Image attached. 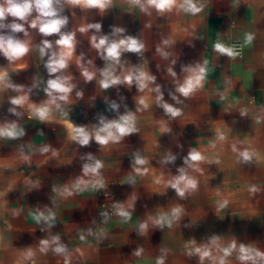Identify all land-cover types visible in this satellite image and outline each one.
Here are the masks:
<instances>
[{"label":"crops","instance_id":"1","mask_svg":"<svg viewBox=\"0 0 264 264\" xmlns=\"http://www.w3.org/2000/svg\"><path fill=\"white\" fill-rule=\"evenodd\" d=\"M199 3L204 7L196 15L176 11L159 15L153 11L151 16L128 0H112L103 11L66 5L63 15L68 17V24L62 31L75 32L76 40L72 59L63 70L75 84L69 103L61 102L66 116L53 109L47 119L41 120L31 116L29 107L40 106L47 100L44 88L54 77L45 67L48 56L41 57L38 46L48 39L55 50L57 34L44 37L25 24L31 51L12 64L0 55V68L8 70L11 81L26 90L32 88L29 101L22 108L17 107L20 116L9 112L13 107L10 99L18 93L11 89L0 92V125L15 121L25 132L16 139L0 137V264H33L23 258L28 249L35 251V264H65L63 256L38 250L41 239L57 234L72 253L70 264H156L162 255L165 264H200L198 256H189L187 252L193 242L200 246L213 236L220 238L222 246L235 241L237 246L243 244L264 251V0ZM12 19L8 17L5 22ZM92 23L101 24L99 33L95 29L79 31ZM114 28L125 31L113 36ZM16 35L26 39L23 33ZM92 35H108L112 39L133 36L143 41L142 56L122 53L117 74L143 66L156 77L149 87L159 85L164 102L180 108L182 114L169 116L156 103L155 92H140L135 84L102 89L98 71L96 79L86 81L77 66L78 57H83L81 63L85 66L91 60L95 70L106 66L91 45ZM248 35L253 37L250 43ZM164 39L173 41L165 48L171 53L168 59L156 51L163 46ZM234 40L243 43L242 59H232L214 48L218 42L229 46ZM197 64L206 69L203 85L184 98L175 91L177 81L183 82L185 78L183 67ZM169 67L176 77L169 74ZM77 92L83 95L77 97ZM221 93L225 94L223 99ZM172 95L182 102L177 104ZM141 97L146 98L148 108L139 104ZM113 102L118 109H111ZM244 108L248 115L242 117L240 110ZM126 111L135 113L139 131L119 143L100 145L92 139L82 146L72 139L73 124L80 122L81 127L92 130L100 117L116 119ZM256 117L261 118L260 123ZM218 130L227 134L222 146L216 142ZM213 143L215 148L211 147ZM232 143L238 147L250 144L261 159L236 163ZM46 145L58 155L52 156L51 151L41 154L39 149ZM193 148L210 157L219 156L221 163H203L201 171L190 169L199 187L181 198L166 182L178 175V168L185 166L184 158ZM136 153L148 161L138 166L147 169L143 175L134 171ZM168 153L175 155L176 160L162 163ZM89 154L103 163L99 177L103 187L89 185L80 191L75 184L83 177V165L90 163ZM22 155H28L30 162H25ZM158 178L163 182L157 183ZM251 184L260 186L261 191L250 195L247 188ZM64 188L72 190L73 195H61ZM98 190L114 194L117 204L130 213V218L98 217L102 201ZM225 198L229 200L228 206L218 211V202ZM176 206L183 208V215L171 227L152 224L150 217L170 214ZM49 212L55 214L51 228L36 219L40 213ZM145 222L148 228L141 234L140 225ZM137 249H143L140 256L134 254ZM228 264H241L236 253L228 258Z\"/></svg>","mask_w":264,"mask_h":264},{"label":"clouds","instance_id":"2","mask_svg":"<svg viewBox=\"0 0 264 264\" xmlns=\"http://www.w3.org/2000/svg\"><path fill=\"white\" fill-rule=\"evenodd\" d=\"M112 3V0H0V55H3L10 64L15 63L24 56H26L32 49L29 32L25 28V24L29 28L37 30L42 36L48 37L53 34H57L59 38L55 41L56 49L53 50V42L44 39L38 46V51L41 57L48 56L45 67L51 78L47 81V86L44 88V92L47 95V100L40 106L29 105L32 109L31 116L37 117L41 120L47 119L53 109L59 110L62 115L66 116L62 103H69L70 94L75 88V84L72 83V76L63 74V70L67 69L69 62L72 59L75 48V32H63L62 29L68 24V17L63 15L65 6H78L81 9L97 8L101 11L105 10ZM128 3L134 7H138L139 10L145 15L151 16L153 11L159 15L171 13L173 11L184 12L191 15H196L203 10L204 5L199 3V0H128ZM8 17H13L12 21L6 23ZM9 30L5 32L4 30ZM90 29H95L97 33L101 30V24L92 23L87 24L79 28L81 33L88 32ZM123 28H114L113 36H117L124 33ZM23 33L26 39H20L16 34ZM252 35L247 36V42H251ZM173 43L171 39H164L162 45L157 47V53L164 59H168L171 55L165 50L166 47ZM91 45L100 54L101 58L106 61V66L103 69L95 70L92 66V61H88V66L81 63L83 57H78L76 60L77 66L80 68L81 75L86 81H92L97 77V71L99 72L100 80L99 84L102 89H108L114 85L127 84L129 86L135 84L140 92L148 90L155 92L156 103L162 107L166 114L175 118L182 114L180 108L174 107L164 102L161 88L157 85L155 88H150L149 85L155 83L156 77L149 74L143 66H134L128 69L125 73L118 75L116 66L121 64L120 57L124 52H133L138 55H143L145 45L143 41L133 36H124L121 39H112L108 35L91 36ZM215 50L231 58H235L240 53L235 47L225 46L222 43H216L214 45ZM175 60L172 61L175 64ZM182 71L186 74L183 82L177 81L176 93L180 96L188 98L197 92L203 85L205 76V66L200 64L193 66H186L182 68ZM168 72L172 77H176V72L171 67L168 68ZM33 87H36L34 84ZM11 89L18 93L10 99V104L13 107L9 108V112L20 116L21 113L17 111V107H23L29 101V93L32 88L27 90L23 85H17L13 83L8 75V70L0 68V92ZM77 97H81V92L76 93ZM225 96L221 93V99ZM172 99L177 104L182 101L176 96L172 95ZM139 104L143 108H148L146 98L141 97ZM111 109H118V105L113 102ZM240 115L247 116L248 109L244 108L240 110ZM256 122L260 123L261 118L256 117ZM137 117L135 113L126 111L124 114L119 115L116 119H106L100 117L99 123L92 130L85 127H73L72 139L78 142L82 146L89 144L90 140L94 139L100 145H107L109 143H119L124 137L138 132ZM71 127V126H70ZM25 135L23 128L13 121L0 125V137H7L10 139H16ZM227 140V134L218 130L216 142L223 145ZM212 148L216 147V143L211 145ZM41 154L51 151L52 156H57L56 150L51 149L50 146H43L39 149ZM231 151L235 155L236 163L247 164L253 160L257 162L261 159L260 153L252 147L250 144L244 147H238L236 143L231 144ZM22 159L25 162H30L28 155H22ZM90 163L83 165V177L91 176L94 179L85 180L83 177L78 178L75 184L77 190L83 191L89 185L94 188L103 187V181L99 179L100 169L103 167L102 161L96 159L89 154L87 156ZM176 160V156L168 153L162 163H171ZM146 158L142 157L139 153L135 154L134 158V171L137 174L143 175L147 172V169L143 170L141 167L147 164ZM203 163L208 164H220L219 156H208L204 152L195 148L191 149L188 155L184 158V167L178 168V175L173 176L166 183L176 191V194L184 198L198 190L199 181L191 175L189 170L201 171L200 165ZM163 182L161 178L157 179V183ZM247 191L250 195H255L261 191V187L256 184L248 186ZM61 195L71 196L72 190L64 188ZM229 204L228 199H223L218 202L217 210H221L227 207ZM118 215L125 219L130 218V213L124 209L122 205H117ZM106 215V214H104ZM183 215V208L180 206L173 207L170 214L161 215L158 218H152V224L163 227L167 225L171 227L173 222L178 221ZM37 222L41 220L51 228L55 223V214L49 212L47 215L40 213L37 217ZM148 228V223H142L140 225L141 234H143ZM84 240V236L80 237ZM39 252L47 254L52 251L56 255L64 257L65 264H70L72 253L69 251L66 244L61 241V237L57 235H50L46 239H41L39 243ZM79 251V250H77ZM143 249H137L135 251L136 256H140ZM219 253V254H217ZM236 253V259L241 264H264V251L259 250L251 246L240 244L237 246L235 241H232L227 246L220 244V238L213 236L209 239V242L200 246H193L189 248L187 254L189 256L196 255L199 257L200 264H205V261H209L210 264H228V258ZM35 251L28 249L24 255V260L34 261ZM156 264H165V257L162 255L157 258Z\"/></svg>","mask_w":264,"mask_h":264},{"label":"built area","instance_id":"3","mask_svg":"<svg viewBox=\"0 0 264 264\" xmlns=\"http://www.w3.org/2000/svg\"><path fill=\"white\" fill-rule=\"evenodd\" d=\"M229 47H235V49L240 53L239 56L232 58V59H242L243 50H244V46H243L242 42L234 40V41L230 42ZM73 127H81V123L77 122V123L72 125V128ZM97 193H98L99 197L102 199V201L100 202L98 209H97L98 217L110 218L112 216L118 215L117 207H116L118 204L116 202L114 194L108 193V192L104 193V192H101L100 190H98ZM104 214H106V215H104Z\"/></svg>","mask_w":264,"mask_h":264}]
</instances>
